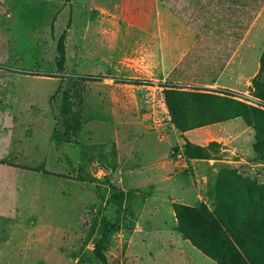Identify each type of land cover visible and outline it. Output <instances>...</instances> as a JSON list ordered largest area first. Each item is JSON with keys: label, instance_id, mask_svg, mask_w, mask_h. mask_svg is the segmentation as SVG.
Masks as SVG:
<instances>
[{"label": "crops", "instance_id": "0c3cea01", "mask_svg": "<svg viewBox=\"0 0 264 264\" xmlns=\"http://www.w3.org/2000/svg\"><path fill=\"white\" fill-rule=\"evenodd\" d=\"M62 1L70 5V9L73 5L84 7L90 4V10L112 16L119 12L122 3V0ZM157 1L161 5L160 19L167 34L193 37L192 49L195 53L221 52V61L216 68H220L218 81L226 80L225 83L221 85L214 81L203 86L218 88L230 84L227 89H232L233 84L247 86L257 74L259 56L253 41H264V0H156V4ZM52 2L0 0V16L12 18L11 12L14 11L18 17L21 8L26 5L29 6V13L40 14V8L30 7L29 4L42 3L48 5L43 13H49L54 21L57 13L55 9L51 11ZM173 18L178 23L176 33L168 22ZM16 24L15 21L8 25L6 31L15 30ZM65 30L69 31L70 28ZM49 36L55 43L56 34L52 26L49 27ZM249 37L253 41H249ZM10 50L11 44L6 37L0 46L2 81L10 78L16 80L19 86L25 75L55 78L60 82L63 79L58 76L63 72L54 71L56 67L48 68L44 61L30 67L28 63V66L25 64L24 58L21 63L18 59H9ZM234 51L238 53L236 59H233L235 55L228 56ZM234 61L236 65L233 69ZM75 78L78 79V76ZM105 80L84 82L88 83L87 87L76 89L85 98L83 113L90 121L96 122L93 130L102 139L93 149L85 151L91 155L86 157L84 153L83 168L74 166L78 159L66 155L69 169L63 168L62 172L52 169L50 156H55L59 144L57 141L54 144L51 134L45 138L48 150L42 161L41 149L32 146L30 149L25 142V136L30 132L27 127L15 126L14 119L4 130L0 128V264H57L58 256L73 261V254L78 253L79 247L76 246L82 243L81 239L84 240L82 235L92 228L89 224L80 237L75 235L68 241L62 240L69 244L67 248L58 245L51 212L57 206L58 185L65 195L70 194L68 189L71 185L67 189L66 182L84 183L102 190L100 196L95 194L100 209L110 205L115 214L103 221L101 212L94 235L99 234L101 229L105 230L98 239L104 240L105 234L111 231L103 243L112 244L110 254L120 264L127 261L129 264H153L155 260L169 258V264H216L181 234L174 205H204L211 212L216 210L219 170L229 162L237 161L213 156L187 157L184 155V145L189 142L204 147L210 141H216L222 144V151L232 150L230 139L241 138V134L248 133L250 127L241 117H236L180 131L167 117L156 120L150 111L145 112L142 107L121 108L120 87L105 83ZM90 101L96 107L90 108ZM131 127L139 128V136L130 137ZM36 129L40 131V127ZM34 132L38 131L34 129ZM106 138L110 141L105 142ZM160 144L165 147L161 155L155 148ZM146 152L149 155L142 157ZM78 163H81L80 160ZM113 195H117L116 198Z\"/></svg>", "mask_w": 264, "mask_h": 264}, {"label": "rangeland", "instance_id": "374dc122", "mask_svg": "<svg viewBox=\"0 0 264 264\" xmlns=\"http://www.w3.org/2000/svg\"><path fill=\"white\" fill-rule=\"evenodd\" d=\"M29 5L40 8L42 13H29V6L26 5L21 8L18 17L14 11L11 12L12 18L0 16V46L7 37L11 44L9 59H18L21 63L24 58L25 64L28 63L30 67H34L32 64L44 61L51 69L56 67L57 51H62L64 55L61 62L62 69L56 67L54 71L63 72L58 74L61 76L59 78L63 79L60 82L55 78L43 79L34 75H25L19 86L16 80L0 79V128L4 130L14 119L15 126L27 127L30 132L25 136V142L30 149V146L41 149L42 161L48 150L45 138H48L49 134L54 136V144L57 141L59 148L55 150V156H50V162L56 172H62L63 168L69 169L66 155L78 159L74 166L83 168L85 151L93 149L102 140L93 130L97 125L96 122L90 121L83 113L85 98L80 90L76 89L87 87L88 83L83 84L84 82L111 79L104 82L120 87L121 108L142 107L145 112L150 111L156 120H162L164 116L170 122L164 89L167 91V102L172 109H176L177 101H180L174 91L213 95L211 100L210 98L187 99L185 95L181 98L185 117L179 122L185 127L196 128L206 125L203 122L227 110L230 99L264 110V101L256 97V89L252 87L251 79L247 86L233 84L232 89L226 88L230 84L218 88L203 86L208 84L207 82L213 84L214 81H218L220 68H216V65L221 61V52L195 53L192 49L193 37L167 34L165 25L160 19L161 5L158 1L156 4V0L152 2L122 0L119 12L114 14L115 16L90 10V4L84 7L73 5L70 9V5L64 4L62 0H53L50 4L51 11L55 9L57 13L54 21L49 13H43L44 7H48L47 4L30 3ZM70 17L72 19H69ZM15 21L18 23L16 29L8 33L6 27ZM168 22L176 33L178 27L176 19L173 18ZM50 26L56 34L55 43L49 36ZM68 28L69 31L65 30ZM248 39L250 41L253 38ZM253 44L258 49L260 57L264 51L262 46L264 41L262 43L254 40ZM231 54L235 55L233 59H236L238 53L234 51L228 53V56ZM235 61L233 69L236 65ZM172 62L173 68H171ZM214 71L215 74L212 73ZM76 76L78 79L75 78ZM128 80L150 81L151 84L136 85ZM225 81L220 79L217 84L222 85ZM89 104L90 108L96 107L92 101ZM245 125L250 128L247 130L248 133L241 134V138L231 140L228 136L233 146L232 150L222 151L220 149L222 144L216 141H210L204 147L200 146L202 149L195 144L186 149L189 155L201 154L204 157L213 156L237 161L229 162L219 170L218 198L227 201L229 208L241 220L264 232V162L256 157L252 148L256 137L255 131L246 123ZM36 127H40V131ZM34 129L38 132H34ZM131 129L130 137H136L139 128L131 127ZM108 140L110 141L106 138L105 142ZM155 148L158 149L159 155L165 151L163 144ZM85 155L87 157L91 153ZM148 155L149 152H146L142 157ZM241 159L243 162H240ZM79 160L81 163H78ZM81 176L84 177L83 172ZM66 188H70L68 190L72 197L69 193L65 195L64 190L58 185L57 206L55 211L51 212L58 245L67 248L69 244L62 240L68 241L75 235L80 237L81 232L85 231V227L89 224L92 229L88 228V232L82 235L84 240L81 239L82 243L76 246L79 248L78 253L73 254V261L58 256L57 264H102L95 256L94 246L105 230L101 229L103 232L100 230L99 234L94 235L96 222L101 212H103V221L115 212L110 205L100 209L96 195L100 196L102 190L97 186L66 182ZM116 196L113 195L114 198ZM217 212L220 213V210ZM110 232L105 234L103 242ZM111 248L112 244L103 243L101 246V252L105 254V263L120 264V261L110 254ZM76 257L77 260H74ZM170 260V258L163 261L159 259L153 261V264H169ZM125 264H129L128 261Z\"/></svg>", "mask_w": 264, "mask_h": 264}, {"label": "trees", "instance_id": "16d2710c", "mask_svg": "<svg viewBox=\"0 0 264 264\" xmlns=\"http://www.w3.org/2000/svg\"><path fill=\"white\" fill-rule=\"evenodd\" d=\"M60 53V54H59ZM55 65L62 69L63 52L57 51ZM133 84L150 85V81L128 80ZM252 87L256 89L255 95L264 101V51L259 57V68L257 74L251 79ZM166 86V85H164ZM178 98L176 109L167 102V91L164 89L165 103L171 117V122L180 131L191 129L185 127L179 121L185 117L181 98L185 95L187 99H209L214 97L207 93H189L174 91ZM229 101L227 110L221 115L214 116L206 122L214 123L241 117L245 123L255 131V141L252 148L256 157L264 162V110L249 106L236 100ZM204 125V124H203ZM212 144V143H211ZM193 144L186 142L184 155L187 157H204L201 154L189 155L187 147ZM196 146V145H195ZM198 148L202 149L200 146ZM218 198V195H217ZM216 210L209 211L206 206L190 207L181 204L174 205V212L178 222V228L184 238L188 239L205 256L216 264H264V232L255 229L245 220L237 217L229 208L227 201L219 200ZM220 210V213L217 212ZM103 240L95 243L94 253L105 263V256L101 252Z\"/></svg>", "mask_w": 264, "mask_h": 264}]
</instances>
